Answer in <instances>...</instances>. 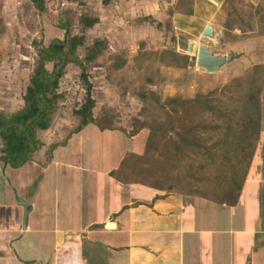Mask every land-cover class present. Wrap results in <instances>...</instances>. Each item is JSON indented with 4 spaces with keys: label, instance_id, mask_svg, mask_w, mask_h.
I'll return each instance as SVG.
<instances>
[{
    "label": "crops",
    "instance_id": "0c3cea01",
    "mask_svg": "<svg viewBox=\"0 0 264 264\" xmlns=\"http://www.w3.org/2000/svg\"><path fill=\"white\" fill-rule=\"evenodd\" d=\"M43 1L46 8L73 3ZM174 1H163L166 11L158 4L139 9L138 1L131 8L136 15L167 16L172 32L191 37L185 46L193 38L215 54L235 55L222 66L246 59L230 50L264 37L247 35L255 27L230 26L229 0H193L191 12L174 9ZM242 2L254 8L258 0ZM206 24L212 42L201 36ZM101 39L104 52L108 37L94 40ZM259 102L264 120V97ZM123 138L89 123L19 166L0 160V264H264V128L240 160L227 158L229 171L213 176V188L199 191L126 176L124 154L138 153L139 145Z\"/></svg>",
    "mask_w": 264,
    "mask_h": 264
},
{
    "label": "rangeland",
    "instance_id": "374dc122",
    "mask_svg": "<svg viewBox=\"0 0 264 264\" xmlns=\"http://www.w3.org/2000/svg\"><path fill=\"white\" fill-rule=\"evenodd\" d=\"M136 1L139 9L158 4L166 11L162 6L166 0H82L63 6L53 2L42 10L29 0H0V113L22 107L38 49L63 33L55 28L58 23L84 36L76 51L79 59L88 43L106 35L108 48L95 60L84 62L83 67L65 66L49 126L36 132L41 142L38 151L46 154L50 143L75 130L78 118L73 110L85 96L83 71L91 84L93 116L105 117L101 124L139 145L138 153L124 154L126 176L154 187L209 190L213 176L229 171L227 158L240 160L242 148L251 149L257 131L264 128V120L258 119L263 110L259 100L264 97V37L229 51L246 59L209 73L195 65L196 39H191L193 48L187 52L185 43L191 37L172 32L167 16L134 14L131 7ZM193 4V0H179L173 6L191 12ZM226 7L230 26L255 27L247 35L264 32V0L254 8L242 0H229ZM83 13L98 21L83 28L78 21ZM226 33L222 32L223 43L228 40ZM178 40L181 49L175 54ZM45 67L50 69V63Z\"/></svg>",
    "mask_w": 264,
    "mask_h": 264
},
{
    "label": "trees",
    "instance_id": "16d2710c",
    "mask_svg": "<svg viewBox=\"0 0 264 264\" xmlns=\"http://www.w3.org/2000/svg\"><path fill=\"white\" fill-rule=\"evenodd\" d=\"M31 1L38 9H44L43 0ZM67 1L79 3L82 0ZM97 20V17L84 13L78 18L83 28L91 27ZM58 27L63 30L62 36L51 39L47 45L38 49L36 65L22 95V107L10 114L0 113V160L10 166L16 167L27 161L41 146L36 132L45 130L49 126L51 112L58 97L55 89L58 79L64 74L65 66L73 63L83 67L84 62L95 60L107 46L105 39L93 40L84 47V55L79 59L76 51L83 45L84 36L71 33L67 24L58 23ZM46 63H50V69L45 67ZM80 77L85 84V96L79 106L73 110L78 118L75 130L78 131L89 123L100 129L108 128L101 124L105 117L93 116L94 100L90 95L91 84L83 71Z\"/></svg>",
    "mask_w": 264,
    "mask_h": 264
},
{
    "label": "water",
    "instance_id": "95a60500",
    "mask_svg": "<svg viewBox=\"0 0 264 264\" xmlns=\"http://www.w3.org/2000/svg\"><path fill=\"white\" fill-rule=\"evenodd\" d=\"M201 36L210 39L214 38L213 29L210 24H206L203 27ZM192 48L193 42L189 41L186 46V51L191 52ZM234 56V54H215L211 50H209L208 47L203 43L197 44L193 55L195 65L209 73L218 70L220 66H222L225 62L229 61ZM22 221H24V217ZM105 225L109 227L113 226L109 220L106 221ZM22 226H24V223H22Z\"/></svg>",
    "mask_w": 264,
    "mask_h": 264
},
{
    "label": "built area",
    "instance_id": "2783aa9c",
    "mask_svg": "<svg viewBox=\"0 0 264 264\" xmlns=\"http://www.w3.org/2000/svg\"><path fill=\"white\" fill-rule=\"evenodd\" d=\"M65 4V1H60L59 3H58V6H63ZM221 34L220 33H218V36H220Z\"/></svg>",
    "mask_w": 264,
    "mask_h": 264
},
{
    "label": "bare ground",
    "instance_id": "6f19581e",
    "mask_svg": "<svg viewBox=\"0 0 264 264\" xmlns=\"http://www.w3.org/2000/svg\"><path fill=\"white\" fill-rule=\"evenodd\" d=\"M210 39V38H209ZM211 39H213V38H211ZM217 71V70H216Z\"/></svg>",
    "mask_w": 264,
    "mask_h": 264
}]
</instances>
